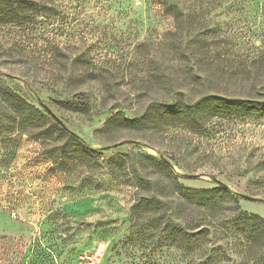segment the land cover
<instances>
[{
    "label": "rangeland",
    "instance_id": "1",
    "mask_svg": "<svg viewBox=\"0 0 264 264\" xmlns=\"http://www.w3.org/2000/svg\"><path fill=\"white\" fill-rule=\"evenodd\" d=\"M46 4L56 11L33 27L0 28V92L15 93L44 115L39 123L5 126L0 135V264H194L201 254L180 251L163 233V218L142 214V198L169 200L158 192L175 175L190 190L224 187L242 212L264 219V115L216 120L203 136L178 128L142 132V124L119 121L141 119L151 101L163 99L146 79L154 62L172 60L164 37L175 27L167 11L173 7L190 19L183 25L189 35L181 30L176 41L203 34L211 67L237 76L220 80L216 95L251 96L240 79L264 55V0ZM89 75L97 82L72 83ZM203 91L184 94L189 101L211 94ZM81 92L94 103L86 114L65 104ZM41 105L82 142L71 141ZM146 156L164 158L173 175ZM207 229V264H254L240 253L234 229L225 237Z\"/></svg>",
    "mask_w": 264,
    "mask_h": 264
},
{
    "label": "trees",
    "instance_id": "2",
    "mask_svg": "<svg viewBox=\"0 0 264 264\" xmlns=\"http://www.w3.org/2000/svg\"><path fill=\"white\" fill-rule=\"evenodd\" d=\"M42 1L44 2L0 0V28L28 29L33 27L39 18H47L56 11L53 5L46 4L51 0ZM167 11L175 23L174 30L164 37L168 42L167 49L172 55V60L168 62L170 64L156 63L148 56L149 61L155 63V68L148 72L146 79L149 84H155L163 99L151 101L144 108L141 119L121 117L120 123L135 128L142 124V132L152 131L159 134L164 128H178L203 136L207 133L208 126L216 120L264 115V80L260 76V71L264 70V55L245 66L246 69L243 68L247 70L248 78L240 79V83L248 84L247 89L252 92L251 96L231 100L220 97L216 95L219 81L224 78L227 82L236 81L237 76L211 67V48L207 40L202 38L203 34L193 36L190 41H176L179 32L186 29L183 25H189L190 19L183 16L176 7ZM184 31L187 37L188 30ZM205 35L207 36V33ZM97 78L98 76L89 75L73 79L72 83L81 87L85 83L97 82ZM198 88H203V93L211 94H202L195 100H187L186 95ZM83 96L84 93L81 92L76 99L65 104L74 112L86 114L94 107V103ZM101 103L102 106L106 105V99L102 98ZM43 116L37 108L27 104L15 93L6 89L0 92V135H4L5 126V130L9 131L11 125L16 122L18 126L24 123H39ZM114 118L110 116L106 126L113 123ZM64 130L72 135L71 141L82 142L68 129ZM45 133L38 135L43 136ZM144 160L151 162L153 168L173 175L169 169L171 166L164 158L146 156ZM177 176H173L169 189L162 186L163 190L158 192L160 197L169 200L163 201L154 196L142 198V214L163 218V233L173 238L180 251L189 250L201 254V258H196L194 264H207V260H204L206 258H203L210 235L207 226L215 229L213 234L217 233L216 229H221L223 237L231 234L234 229L236 235H241L238 247L240 253H243V258L249 260L253 257L254 264H264V219L242 212L237 198L224 187L190 190L180 184ZM145 183L151 185L147 181ZM152 184L155 187L158 185ZM214 255L218 257L220 252L216 250Z\"/></svg>",
    "mask_w": 264,
    "mask_h": 264
},
{
    "label": "water",
    "instance_id": "3",
    "mask_svg": "<svg viewBox=\"0 0 264 264\" xmlns=\"http://www.w3.org/2000/svg\"><path fill=\"white\" fill-rule=\"evenodd\" d=\"M41 108L55 121L57 122L62 128L66 129V127L64 126V124L51 112V110L44 106V105H41ZM192 177V176H191ZM241 198L245 199V200H248V201H254L255 198H252V197H249V196H246V195H240Z\"/></svg>",
    "mask_w": 264,
    "mask_h": 264
}]
</instances>
